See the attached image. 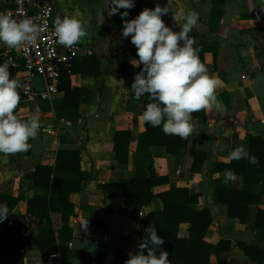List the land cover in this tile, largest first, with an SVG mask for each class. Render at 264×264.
<instances>
[{"label":"crops","instance_id":"crops-1","mask_svg":"<svg viewBox=\"0 0 264 264\" xmlns=\"http://www.w3.org/2000/svg\"><path fill=\"white\" fill-rule=\"evenodd\" d=\"M213 1L170 0L168 5V0H135V7L128 10L143 11L154 9L157 4L168 5L171 11L162 19L174 31L180 29L172 19L173 11L184 8L198 12V25L189 36L199 38L200 43L195 41L194 46H208L204 52L200 51V58L208 73L220 80L216 89L219 107L192 113L193 131L188 138L170 135L180 142L176 151L168 152L165 145L153 144L150 154L145 155L138 152L140 135L146 131L142 119L144 103L132 100L131 83L120 71L116 58L136 46L130 36H122L123 27L108 29V23L121 17L120 14L111 15L109 0H57L55 20L79 14L87 21V35L80 41L84 52L74 62L75 71L67 73L71 90L65 92L59 88L52 101L20 100L16 109L18 117L27 120L39 109L41 128L37 138L29 141L28 151L0 154V203L8 205L9 216L31 225L36 242L24 264L40 260L89 264L88 259L96 257L107 245L137 253L144 241L142 217L163 211V201L156 196L148 206L128 212L122 204L111 205L102 186L128 183L141 169L168 177L166 184L153 188L155 195L172 188L189 190L195 197L191 208L199 212L207 210L213 219L204 240L211 245L223 239L231 241L228 264H256L237 243L264 250V230L256 225L259 212L264 211V196L246 207L242 221L230 216L226 204L217 202L215 188L222 177L221 165L232 161L230 153L243 146L249 154L251 138L262 136L264 139V0H226L222 16L215 24L211 21ZM215 25L216 30L212 28ZM1 48L2 44L0 55ZM132 60L129 65L136 68ZM15 73L16 70L10 69L11 75ZM55 109L72 113L74 117L67 119ZM123 130L131 132L132 140L128 160L118 161L114 152L115 135ZM63 150H81L83 189L70 196L74 206V215L70 218L73 232L65 238L61 237L65 225L61 213L53 212L51 222H47L29 211L31 201L50 198L52 182L50 185L40 170L55 167L58 153ZM193 151L205 157L196 172L192 169ZM38 175L40 185L35 184ZM227 185L242 190L245 182L237 175ZM261 190L257 186L255 194L259 195ZM188 227L187 223L181 224L182 238L189 237ZM50 234L54 235L57 248L50 246L51 252L41 256L39 239ZM209 264H218L215 255Z\"/></svg>","mask_w":264,"mask_h":264},{"label":"clouds","instance_id":"clouds-1","mask_svg":"<svg viewBox=\"0 0 264 264\" xmlns=\"http://www.w3.org/2000/svg\"><path fill=\"white\" fill-rule=\"evenodd\" d=\"M168 5L145 8L134 19L128 20L125 18L129 16L128 10L135 7V0H109L111 15L119 13L124 21L122 36H130L131 43L136 46L139 60L134 59L131 63L136 67L143 65L131 86L137 100L148 95L153 101L142 112L143 121L154 128L162 127L166 135L186 139L193 131L192 113L219 107L216 89L220 80L208 73L200 58V47L194 46L195 39L189 36L198 25V12L184 8L173 11L172 19L180 29L174 31L162 19L171 11ZM121 9L125 11L121 12ZM86 23L79 14L58 17L54 21L57 42L65 47L76 45L87 35ZM43 31L45 28L32 17L17 19L12 12L0 13V44L11 49L35 44ZM9 68L7 62L0 64V154L5 155L28 151L29 141L37 138L41 128L39 109L27 120L18 117L16 109L21 85L18 79L11 78ZM242 158H247L251 164L259 163L243 146L230 153V159ZM235 179L233 171L225 172V183ZM9 213L8 205L0 203V224ZM146 236L148 239L139 245L140 250L130 254L125 264H170L167 251H161L157 256L149 247L151 244L161 248L165 243L155 226L146 229Z\"/></svg>","mask_w":264,"mask_h":264},{"label":"trees","instance_id":"trees-1","mask_svg":"<svg viewBox=\"0 0 264 264\" xmlns=\"http://www.w3.org/2000/svg\"><path fill=\"white\" fill-rule=\"evenodd\" d=\"M226 0H214L211 21L217 23L223 13V7ZM142 11H129V16L125 19L131 20L138 16ZM215 22V23H214ZM124 21L121 17L114 19L108 23V29L123 27ZM217 25V24H216ZM212 27L217 29V26ZM195 41L200 40L193 36ZM198 46V44H196ZM201 44H199L200 47ZM208 49L207 45H201V52ZM117 63L120 71L125 76L126 80L134 82L135 75L141 71L143 65L132 67L129 61L132 59L139 60L136 47L131 50L124 51L117 55ZM203 61V60H201ZM4 63L3 58H0V64ZM76 63V62H75ZM76 65V64H75ZM75 69L73 68V72ZM71 81L67 73L61 79L59 88L61 91L70 92ZM131 98L135 101L146 105L150 102L148 95L142 96L139 100L135 98L134 90L131 88ZM20 100L24 98L20 97ZM72 110H78L72 108ZM56 113L67 119H73L72 113H65L61 109H55ZM77 119V116H75ZM146 131L140 135L138 152L148 155L153 144L165 145L168 152L176 151L179 141L170 135H166L162 131V127H152L146 123ZM132 140V134L129 130L118 131L115 135V158L118 161H126L129 157V146ZM183 142V141H181ZM186 143V142H185ZM183 142V144L185 145ZM235 150V149H234ZM195 157L193 171L199 170V164L204 158L200 154L193 151ZM249 156H255L259 163L251 164L247 158L239 160L232 159L229 165H221L222 177L216 182L215 194L216 200L220 204H226L229 208L231 217H239L242 221L245 220L246 207L252 203L258 202L261 196H264V139L262 136L252 137L249 146ZM82 152L75 151H60L55 167H45L40 172L47 177V180L52 182L51 195L47 201H31L29 203V211L33 216H37L40 220L51 222V214L59 212L64 218V230L61 235L65 238L66 235H71L73 230L70 226V218L74 215V206L70 203L72 193L80 192L82 189V172H81ZM227 170H231L235 175H239L244 179L245 186L242 190L230 188L224 182V174ZM40 175V174H39ZM35 180L36 185H40V176ZM52 176V179H51ZM168 177H159L153 171L138 170L135 177L128 183H108L102 186L104 193L109 198L111 205L116 206L122 204L126 211H138L142 207H146L158 196L164 203V209L161 212H150L142 217L143 238L147 240L146 229L152 226L162 236L165 243L161 248H153L157 256L161 251H167L169 254L170 264H209L212 255H215L218 264H228V259L232 252V243L230 240H221L217 245L208 244L204 238L213 221L210 213L207 210L202 212L195 211L191 208V203L195 201V197L190 195L187 188H172L158 195L153 193V188L166 184ZM261 187V193L255 194V188ZM2 199V198H1ZM4 200V198H3ZM64 207V208H63ZM183 223L189 225L188 238L180 236V226ZM257 227L264 230V211L259 212L257 219ZM57 248V241L53 234L45 236L41 241L39 239L38 249L41 256L48 255L51 251L48 248ZM237 246L242 250L249 260L256 264H264V250L255 246L237 243ZM147 248L145 254H147ZM64 253V251L61 250ZM130 254L124 250L111 249L106 246L96 257L89 258V264H125L130 258ZM30 264H56L49 261H33Z\"/></svg>","mask_w":264,"mask_h":264},{"label":"built area","instance_id":"built-area-1","mask_svg":"<svg viewBox=\"0 0 264 264\" xmlns=\"http://www.w3.org/2000/svg\"><path fill=\"white\" fill-rule=\"evenodd\" d=\"M56 9L57 0H2L0 5V13L12 12L17 19L32 17L45 28L33 45H22L19 49L2 45L1 48L0 56L4 63H9V71L16 70L11 78L19 80L20 97L26 100L52 101L59 92L63 75L72 72L76 58L84 52L81 42L72 47L57 42Z\"/></svg>","mask_w":264,"mask_h":264},{"label":"water","instance_id":"water-1","mask_svg":"<svg viewBox=\"0 0 264 264\" xmlns=\"http://www.w3.org/2000/svg\"><path fill=\"white\" fill-rule=\"evenodd\" d=\"M35 243L31 225L9 216L0 224V264H24Z\"/></svg>","mask_w":264,"mask_h":264},{"label":"rangeland","instance_id":"rangeland-1","mask_svg":"<svg viewBox=\"0 0 264 264\" xmlns=\"http://www.w3.org/2000/svg\"><path fill=\"white\" fill-rule=\"evenodd\" d=\"M16 111H17V110H16ZM21 114H22V112L19 113V115H21Z\"/></svg>","mask_w":264,"mask_h":264}]
</instances>
